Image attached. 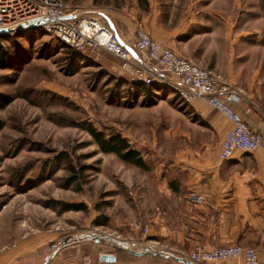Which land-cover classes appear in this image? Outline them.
<instances>
[{
  "label": "rangeland",
  "instance_id": "374dc122",
  "mask_svg": "<svg viewBox=\"0 0 264 264\" xmlns=\"http://www.w3.org/2000/svg\"><path fill=\"white\" fill-rule=\"evenodd\" d=\"M61 1L77 13L96 2ZM253 1L263 20L264 0ZM0 46L10 57L0 93L11 98L0 109V250L36 236L39 248L12 264H93L103 252L145 251L162 213L163 170L197 134L194 119L169 92L145 99L153 85L135 82L120 60L114 69L103 49L74 52L38 28L3 35ZM88 125L126 138L148 168L100 152Z\"/></svg>",
  "mask_w": 264,
  "mask_h": 264
},
{
  "label": "crops",
  "instance_id": "0c3cea01",
  "mask_svg": "<svg viewBox=\"0 0 264 264\" xmlns=\"http://www.w3.org/2000/svg\"><path fill=\"white\" fill-rule=\"evenodd\" d=\"M256 6L252 0H96L93 10L74 14L97 20L129 47L140 27L161 46L220 76L239 97L234 108L243 122L264 137V17L259 19ZM116 60L109 64L119 69ZM167 80L153 70V88L145 99L165 92L174 96ZM180 104L194 119L197 134L183 138L188 142L163 170L162 213L150 221V244L135 251L142 255L103 252L93 264H184L176 259L189 261L196 247L235 245L253 248L264 264V152H236L221 161L230 122L202 100ZM39 240L33 236L0 250V264L21 262L39 248ZM102 255L115 260L103 261ZM216 264L244 263L239 258Z\"/></svg>",
  "mask_w": 264,
  "mask_h": 264
},
{
  "label": "built area",
  "instance_id": "2783aa9c",
  "mask_svg": "<svg viewBox=\"0 0 264 264\" xmlns=\"http://www.w3.org/2000/svg\"><path fill=\"white\" fill-rule=\"evenodd\" d=\"M40 19H45L46 23L35 28L66 47L77 51L103 49L120 60L122 68L130 71L131 78L144 86L153 83V70H156L168 78L166 87L182 104L202 100L221 113L231 124L221 144V161L230 159L236 152H264V137L252 132L236 112L234 106L239 97L227 83L161 46L142 28L135 29L134 42L129 47L120 43L111 29L93 18L78 17L61 0H0V31L6 32L5 35L15 33L11 30L20 25ZM192 201L199 202L200 198L193 197ZM239 258L244 264H259L253 248L238 245L210 250L196 247L188 255L192 264H216Z\"/></svg>",
  "mask_w": 264,
  "mask_h": 264
},
{
  "label": "trees",
  "instance_id": "16d2710c",
  "mask_svg": "<svg viewBox=\"0 0 264 264\" xmlns=\"http://www.w3.org/2000/svg\"><path fill=\"white\" fill-rule=\"evenodd\" d=\"M60 43V42H59ZM61 44V43H60ZM65 46L64 44H61ZM66 47V46H65ZM68 48V47H67ZM70 49V48H69ZM72 50V49H71ZM76 52V50L74 51ZM10 57L7 52L0 46V69L9 67ZM11 102V98L0 93V109H4ZM0 129L2 123L0 122ZM85 131L91 136L93 142L98 147L99 151L104 154H113L126 164L133 165L140 169H147L142 155L134 149L128 140L120 134L105 135L98 131L94 126L88 125ZM63 211L79 210L80 208L72 204H60Z\"/></svg>",
  "mask_w": 264,
  "mask_h": 264
},
{
  "label": "water",
  "instance_id": "95a60500",
  "mask_svg": "<svg viewBox=\"0 0 264 264\" xmlns=\"http://www.w3.org/2000/svg\"><path fill=\"white\" fill-rule=\"evenodd\" d=\"M45 23H46L45 19H40V20H36V21H33V22H29V23L20 25V26L16 27L15 29L11 30V31L19 32V31H23V30H28V29H31V28H35V27L41 26V25H43ZM5 33L6 32L0 31V35H5ZM129 253L135 254V255H142L143 254V253H136V252H133V251H129ZM100 259L103 260V261H106V262H113L115 260L112 256H109V255H102L100 257ZM176 260L178 262H182L184 264H192L191 262L185 261L183 259H178L177 258Z\"/></svg>",
  "mask_w": 264,
  "mask_h": 264
}]
</instances>
